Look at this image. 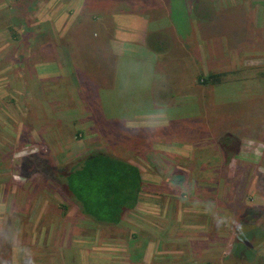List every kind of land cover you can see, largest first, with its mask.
<instances>
[{"label":"rangeland","instance_id":"obj_1","mask_svg":"<svg viewBox=\"0 0 264 264\" xmlns=\"http://www.w3.org/2000/svg\"><path fill=\"white\" fill-rule=\"evenodd\" d=\"M63 2L59 0L53 9L54 0H0V220L4 224L0 233V264L9 254L5 247L9 251L22 247L28 252V264H223V255L229 258L226 264H257V258H264V176L263 182L259 177L250 181L254 173L240 179L236 172L242 171L223 176L224 169L212 167L217 162L211 159L209 149L199 151L193 139L185 134L196 121L200 129L208 132L206 125L213 119L216 127L218 123L222 125L217 128L220 134L222 129L237 133L242 124L239 115L233 112L239 108L236 100L239 89L232 86L210 89L201 83L206 76L200 72L199 91L204 93L210 89V94L215 93L212 105L200 100L193 104H169L158 98L155 103L137 109L133 105L128 115L120 105L98 104L97 91H100L94 64L97 49L94 42H88L98 27L92 22L98 11L92 2L87 21L76 26L70 39L63 40L69 46L63 48L52 24V17L63 12ZM125 3H133V7L123 3L116 8L124 5L133 10L151 8L154 14V8L159 6L171 13L170 20L181 33L177 41L157 40L155 33L148 39L153 46L162 45L156 48L162 62L169 60L171 53L187 51L201 65L210 51L208 47L227 49L225 35H231L234 45L233 32L246 35L243 48L248 53L256 47V51L264 54V46L256 41L261 32L255 27V23L259 27L258 20L264 19V0H132ZM200 3L208 7L213 3L217 9L209 22L215 31L214 46L207 42V22L196 20L193 14L194 6ZM255 17L258 19L254 21ZM159 24L163 26L162 20L153 17L151 28ZM81 25H85L84 31ZM80 34L84 36L81 43L88 47L77 45ZM234 46V49L240 47L238 41ZM48 55L61 64L62 76L58 79L48 78L44 69ZM228 69L220 68L215 75L220 77L213 80L238 82L246 76L247 79L264 76L252 69L247 73ZM179 72L188 81L198 75L187 67ZM159 76L157 72L156 77ZM261 93L264 101V84ZM110 100L108 97L104 102ZM112 108L125 110L126 115H115ZM213 109L215 115H206L203 119L201 113L208 110L213 113ZM142 112L144 115H136ZM173 119L180 121L177 130L184 134L180 135L179 144L187 146L189 153L201 160H179L184 167L170 169L162 166L164 158L154 154V149H159L156 146L166 142L161 136L166 131L149 135V139L147 133L151 131L148 124L154 122L163 129ZM259 127L263 129L260 132L264 139V116ZM249 134L245 138H252ZM170 136L173 135L166 137ZM207 136L204 134V138ZM224 136L218 135V141L223 142ZM199 142L204 145L203 140ZM210 144L207 141V146ZM227 146L232 150L229 143ZM97 151L147 166L141 168L147 179L145 195H141L138 207L128 212L116 227H101L87 220L62 194L57 182L40 174L43 169L38 168L32 174L37 159L48 166L65 167ZM260 171L264 174V167ZM153 177L160 181L158 188L148 184ZM179 177L185 178L184 184L178 182ZM227 197L235 198L236 203L230 208ZM61 204L70 207L66 217L59 208ZM209 207L212 211L208 217L204 212V217L198 219L192 212ZM201 219L212 228L205 233L207 247L191 240L195 233L191 225L202 222Z\"/></svg>","mask_w":264,"mask_h":264},{"label":"crops","instance_id":"obj_2","mask_svg":"<svg viewBox=\"0 0 264 264\" xmlns=\"http://www.w3.org/2000/svg\"><path fill=\"white\" fill-rule=\"evenodd\" d=\"M131 1L132 0H64L62 3L63 12L60 16L52 17V21H54L52 24L54 25L55 32L58 33L59 41L62 42L63 48H69L67 42H63V40L70 39L71 33L76 29V26H78V24H84L87 21L88 15H90L88 13L90 12L89 9L91 3L94 2L93 7L96 8L99 15L95 20H92V22L95 26L98 25V27L97 29L94 28V37L91 36L88 42H94L97 49L94 54V64L97 76L96 86L100 91V93L97 91L98 104H111L113 107L115 105H120L129 115L133 105H135V108L137 109L145 104L155 103L158 98L164 99V102L169 104H193L195 101L200 100L201 102L205 101V104L212 105L215 94L214 92L210 94L209 90L212 87L223 88L232 86L237 88L239 90L237 91L238 96L236 100L239 103V108L233 112V115H239V121L242 124V128H239L237 133L235 131L232 133L231 131L222 129L223 132L220 134L217 128L222 127V125L218 123V126L216 127L213 119L211 120L210 125H206V128H209L208 132H206V130L204 131V129H200L197 125L198 122L196 121L188 127L190 130L185 131V134L188 138L193 139L195 145L199 147V151H203L206 148L209 149L211 159L217 162L212 165V167H220L224 169L223 176L229 173L232 175L236 171H242L239 173L236 172V175L240 177V179H245L251 173H254L256 176L253 174L250 181H254L259 177L261 182H263L262 178L264 174L260 169L264 167V139L261 138V132L263 129L259 127V121L262 119V116H264V101L261 93L263 92L264 76L260 75L252 79H247L246 76V79H242L238 82L209 79L206 85L210 89L204 91V93H200L198 81L202 75L208 77L207 73H213L215 76L216 71H219L220 68H229V72L235 73H247L248 69H252L259 73L262 72L263 74L264 54L256 51V47L252 49V52L249 50L248 53L247 50L243 48L245 41H247L246 35H241V33L235 34V32H233L234 45L238 41L240 47L234 49L236 46L231 43V35H225L228 38L224 39L225 41H228L225 42L227 49H222L221 51L218 49L213 50L211 47H208V50H210L207 51L208 59L204 57L201 65L199 64L198 58L193 59L187 51L171 53L168 57L169 60H163L162 62L158 59L156 50V48L158 49L159 47H162V45L157 44V46H153L152 42H148V39L152 38V33H155L157 40L162 38L167 40V42L169 39L177 41L181 34L180 30L174 21L170 20V18L173 19L172 16H170L171 13L169 11L164 12L159 6H156V8L153 7L155 11L154 14L152 12L153 10H150L151 8L145 9L142 7L139 10L128 9V6L133 7V3H127L128 6L124 5L126 11H121V8H118L116 11V5ZM54 2L57 4H53V9H55L56 5H59V0H54ZM48 9L49 7L47 10ZM158 10L159 13H157ZM165 15H167V17H165ZM153 17H157V20L161 19L163 26L159 24L155 28H151ZM215 18L217 19V17ZM256 19H258V17H255L254 21ZM241 20L242 18H240V25L243 24V20ZM209 22L210 21H207V24L205 25V28L207 29V42L210 43V46H214L215 31L214 28L209 25ZM232 22L235 23V19H233ZM84 26L85 25H83V27L82 25L80 26V28H83V31ZM258 26L259 27H257V24L255 23L256 30L261 32L259 35L260 38L257 37L256 41L264 46L263 18L258 20ZM159 27H163V30H160ZM241 30H243V27L238 31ZM76 41L78 46L85 47L83 46V43H81L84 41V36L82 34L79 36V41ZM85 45L88 47L87 44ZM210 52H213V54L211 55ZM252 53L254 54L250 55ZM50 56L51 55H49L48 60H46V67H44V69L48 78L58 79L62 76L61 64L59 61L51 59ZM250 56L254 57L247 60V57ZM182 62L184 64H182ZM112 63L115 65L112 66V71H110ZM183 67H187L191 72L195 71L198 74L197 78L191 81L183 80V76H180L182 73L179 72ZM157 72L160 73L159 78L156 77ZM200 72L201 76L199 75ZM100 73L102 79L101 82L99 81L98 76ZM185 74H187L186 70ZM108 97L111 98L110 102H104L105 98ZM210 97L212 100H209ZM179 98H184V100L182 101ZM102 110L103 108H101V111ZM125 110H114L116 113L115 115H126ZM213 111V113H210L209 110L207 112H202L201 114L204 115L203 119L206 115H215V109H213ZM230 114L231 113L227 115ZM136 115H144V113H137ZM177 124L180 125V121L178 122L177 119L170 120L163 129H161L162 127L160 125H157L154 122L148 124V128L151 131L147 133V138L149 135L154 136L155 134L162 133V130L166 131L164 135L161 134L163 138H166V142H161L156 146L159 147V149L155 148L154 154L164 158L162 160H164L167 165H164V162L162 161V166H167L170 169L183 168L184 165L180 164L181 161L179 162V160H186V162L201 160V157L199 156H192L189 153L187 146L185 147V145L179 144L178 139L180 135L184 134L177 130ZM168 134L173 136L167 138L166 136ZM204 134L208 135L206 137L207 139L204 138ZM246 134L251 135L252 138H245ZM218 135H225L223 142L222 140L218 141V139H220ZM239 136H242L243 139H240ZM201 140L204 141L203 146H201L199 142ZM207 141L211 142L210 146H207ZM234 142H236L235 147L233 145ZM228 143L231 145L232 150H228ZM129 151L130 149L127 148V153ZM128 161L135 164V166L140 169L147 167L142 165V163H136L133 159ZM157 164L158 163H156L155 166ZM190 164H194V166L197 167L201 166L196 163ZM143 171L145 170H142V173ZM143 179L145 190L147 179L144 177V173ZM150 180L151 181L149 182L151 183H148L149 185L155 184L157 188L158 186H161L160 181L154 177L153 179L150 178ZM143 195H145V193H143ZM255 195L256 194H254V196ZM234 199V197H232V200L227 197V200H230L227 207L230 208L232 203H236L234 202ZM224 205L225 204H223V206ZM211 211L212 207H209L208 210L204 211H197V209H194L192 212L195 213L194 216H197V218L200 219L201 217H204V212H207L208 217L209 212ZM0 219L2 220L1 216ZM1 220L0 233L3 231L4 227ZM203 221L204 220H202V222L195 221L194 224L191 225L195 232L194 235L192 234L191 240L198 246L207 247L208 236L205 233L207 232L206 230H211L212 228H210L209 225L204 224ZM200 242L202 243L200 244ZM167 247L168 244H166V248ZM166 248L163 250L166 251ZM5 251L9 254L6 259L4 258L2 264L29 263L28 252L22 247L20 249L13 248L10 251L9 248L5 247ZM1 256H3V254ZM228 259V257L223 255V264Z\"/></svg>","mask_w":264,"mask_h":264},{"label":"trees","instance_id":"obj_3","mask_svg":"<svg viewBox=\"0 0 264 264\" xmlns=\"http://www.w3.org/2000/svg\"><path fill=\"white\" fill-rule=\"evenodd\" d=\"M209 4V7L205 3L194 6L196 20L207 22L213 18L217 9L213 3ZM120 10L126 11V8L121 7ZM214 77L216 76L210 75L202 78L201 83L207 84ZM31 158L36 159L35 156ZM35 167L32 174L37 173L38 168L43 169L40 174L48 175L53 183L57 182L62 194L73 202L79 213L101 227L120 225L124 216L138 207L144 192V179L139 167L102 151L88 154L65 167L53 164L48 166L46 162L37 159ZM177 180L181 185L185 182L183 177ZM59 208L66 217L70 211L69 205L61 204ZM249 232L247 230L246 234ZM255 261L257 264H264V258H257Z\"/></svg>","mask_w":264,"mask_h":264}]
</instances>
